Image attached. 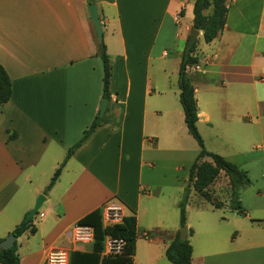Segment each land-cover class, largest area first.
<instances>
[{
  "label": "crops",
  "instance_id": "1",
  "mask_svg": "<svg viewBox=\"0 0 264 264\" xmlns=\"http://www.w3.org/2000/svg\"><path fill=\"white\" fill-rule=\"evenodd\" d=\"M94 1L113 66L108 121L47 191L104 99L90 3L0 0V66L13 89L11 101L0 106V239L44 195L35 232L16 240L20 264H43L52 251L76 249L68 234L82 218L118 202L126 216L137 217L134 264H172L166 251L182 228L179 204L200 151L178 86L196 0ZM201 40L202 31L200 62L190 69L198 130L206 147L208 140L227 150L245 146L232 154L246 155L239 168L248 176L258 163L262 181L243 192L244 215L222 207L230 212L222 220L229 227L212 223L202 204L196 207V226L187 222L192 264H264V0H231L223 32L210 44ZM234 229L245 236L236 237Z\"/></svg>",
  "mask_w": 264,
  "mask_h": 264
},
{
  "label": "trees",
  "instance_id": "2",
  "mask_svg": "<svg viewBox=\"0 0 264 264\" xmlns=\"http://www.w3.org/2000/svg\"><path fill=\"white\" fill-rule=\"evenodd\" d=\"M93 4L94 0H88ZM231 0H196L194 7V29L202 31L207 44L212 43L224 30L227 24ZM98 56L102 60L104 68V99L111 101V84L113 66L107 51L106 44L100 43L96 37ZM197 41L185 52L180 64L178 86L180 89V102L185 115V123L190 135L196 140L200 151L190 168L189 182L184 190L182 200L179 204L181 227L187 225V207L191 199L192 190L209 202L214 209H221L224 205L216 203L211 197L208 189L219 179L222 173L229 179L231 197L230 210L240 215L245 214L241 203V196L251 186V179L247 172L240 169L236 164L224 157L207 150L203 137L201 136L197 122L198 106L195 98V87L190 76V69L199 64L200 59L196 55ZM13 95L12 81L5 69L0 66V106L11 101ZM106 115H98L92 125L84 132L81 140L72 147L65 161L55 172L48 186L50 191L58 181L62 170L69 159L80 149L95 133V131L106 124ZM34 217L18 225L12 232L17 238L30 230L35 232L33 226ZM79 225L90 226L94 229L95 239L91 249L83 251L75 249L71 252L70 264H134L137 241V217L136 214L125 216L120 224L105 227L103 224L102 211L96 210L82 218ZM193 231L190 230V234ZM119 239L125 242L124 250L115 256H103L106 238ZM3 239H0V244ZM193 247L190 240H180L179 233L166 251V257L172 264H192ZM0 264H20L17 243L11 249L0 247Z\"/></svg>",
  "mask_w": 264,
  "mask_h": 264
},
{
  "label": "rangeland",
  "instance_id": "3",
  "mask_svg": "<svg viewBox=\"0 0 264 264\" xmlns=\"http://www.w3.org/2000/svg\"><path fill=\"white\" fill-rule=\"evenodd\" d=\"M200 42L205 44V40H201ZM191 139H192L191 141H193L195 143V140L193 138H191ZM235 142L237 144L240 143L239 140H235ZM256 142H257L256 137H254L253 143H256ZM196 145H197V143H196ZM206 148L210 152H215V150H217L219 152H222V154H228L229 156H231L230 158H232V160L234 161L232 163L236 164L238 167H240L244 170L245 163L247 161L246 155L243 153L233 155L232 152L235 150H238V149H241L240 152H242L243 150H247L245 146L244 147L239 146V145H236L234 143L233 148L231 150H227V149H224V148L219 147L217 145H214L211 141L208 140ZM252 152H253L252 157H254V158L258 157L259 153L256 151V149L254 151L252 150ZM217 154H219V153H217ZM219 155H221V154H219ZM258 165L259 164L256 163V164H253L252 166L248 167L250 170L249 176H250V179L252 182L251 187L259 184V182L262 181V179H260L261 177H259V175H258L259 174L258 173V171H259ZM208 191L216 203H221V204L229 207V202H230V197H231V188H230L229 179L225 176L224 173L221 174L219 179L208 189ZM200 204H202L206 208V210L208 211L207 216H208V219L212 223L217 224V225L222 224L225 227H229L227 221H225V220L222 221L223 218H225V219L231 218V215H230V212L228 211V209L227 208H221L220 210H211L209 203L207 201L203 200L194 190H192L191 199L189 202V206L187 208V211L189 213V214L187 213L188 214L187 215V222H190L194 226H196L195 222L197 221L198 216H197L195 210H196L197 206H200ZM39 215L40 214L36 215L34 218L35 219L39 218ZM180 230H181V228L179 229V232H180ZM234 230H237L239 232L238 233L239 235L236 234V237L240 238L241 236L242 237L245 236V234H243L240 229H234ZM233 232L234 231L231 230V231H229V233H227V239L230 240L231 238H233V236H234ZM153 233H157V231H153ZM223 237H224V235H223ZM253 240L258 241L260 239L257 236H253ZM38 243H39L38 238H35V240L31 241V246L36 247L38 245ZM194 243H195V241H194ZM195 245H196V243H195ZM91 247H92L91 245H87V246L78 245L75 248L83 250V251H88L91 249ZM196 249H197V245H196Z\"/></svg>",
  "mask_w": 264,
  "mask_h": 264
},
{
  "label": "built area",
  "instance_id": "4",
  "mask_svg": "<svg viewBox=\"0 0 264 264\" xmlns=\"http://www.w3.org/2000/svg\"><path fill=\"white\" fill-rule=\"evenodd\" d=\"M125 208L118 202L107 203L102 211L105 227L120 224L125 218ZM75 245H92L95 239L94 229L90 226L76 224L68 234ZM125 242L119 239L106 238L103 256H115L123 252ZM72 251H52L46 255L43 264H70Z\"/></svg>",
  "mask_w": 264,
  "mask_h": 264
},
{
  "label": "water",
  "instance_id": "5",
  "mask_svg": "<svg viewBox=\"0 0 264 264\" xmlns=\"http://www.w3.org/2000/svg\"><path fill=\"white\" fill-rule=\"evenodd\" d=\"M88 12L90 14V17L93 21L94 28L96 31L97 39L100 43L104 42V33H103V26L99 17L98 12V6L93 3L88 6ZM200 34V31L193 29L190 33V38L186 47V52L188 53L189 49L196 43L198 36ZM108 99H103L101 108H100V117H103L106 114L107 108H108ZM46 201V197L44 195L40 196L34 206V208L30 211V213L27 215V220L35 217L41 210L44 202ZM189 234V227L188 225H185L181 228L179 232L180 240L185 241ZM17 237L14 234H11L9 237H7L5 240H3L0 244V247L2 249H11L16 244Z\"/></svg>",
  "mask_w": 264,
  "mask_h": 264
}]
</instances>
